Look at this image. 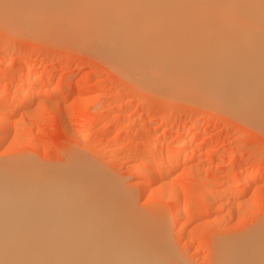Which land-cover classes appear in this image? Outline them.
Instances as JSON below:
<instances>
[{"label":"bare ground","instance_id":"obj_1","mask_svg":"<svg viewBox=\"0 0 264 264\" xmlns=\"http://www.w3.org/2000/svg\"><path fill=\"white\" fill-rule=\"evenodd\" d=\"M0 26L17 33H41L42 39L61 44L66 39L60 38L69 35L72 39L68 36L66 44L73 47L70 40L80 42L73 40L74 47H87L100 61L118 66L121 74L125 70L123 76L128 71L140 77L139 83L131 80L141 87L147 83L164 88L179 100L222 111L264 135V0H0ZM47 75L40 77L37 88L29 84L21 89L18 98L37 95L54 81L60 83L59 76ZM23 76L31 80L36 69ZM155 86L152 89L158 92ZM68 87L52 90L63 96L74 89ZM18 98L4 97L12 106L3 108L8 116L18 111L14 105ZM5 121L0 118L1 144L9 142ZM84 137L82 143H86ZM13 143L9 147L14 148ZM190 143L192 136L180 140L160 163L152 153V161L131 165L141 179L144 196L156 200L169 196L176 222L189 212L188 205L185 201L178 208L175 190H168L160 180L183 164L186 156H173ZM17 154V159L12 156L6 161L0 157V264H187L171 244L165 210H138L132 192H121L120 182L110 185L100 175L102 170L95 171L98 165L96 169L83 167L74 159L72 166L55 171L36 162L32 166L23 163L28 157L20 159ZM250 177L261 179L264 172H245L241 187L232 193L234 199L243 195ZM211 187L207 190L210 199L205 196L207 214L225 193L218 190L220 197L214 196ZM177 230L182 232L181 225ZM257 231L261 236L255 243L234 239L216 244L212 264H264V225Z\"/></svg>","mask_w":264,"mask_h":264},{"label":"rangeland","instance_id":"obj_2","mask_svg":"<svg viewBox=\"0 0 264 264\" xmlns=\"http://www.w3.org/2000/svg\"><path fill=\"white\" fill-rule=\"evenodd\" d=\"M0 28L2 31L0 32V96L5 94H3L5 99L3 96L0 97V118L6 120L10 132L9 144L2 143L6 145L3 146L0 143V157L2 156L4 161L11 160L10 157L19 153L17 155L20 159L23 156L30 158H26L27 161L22 160L23 163L29 162L30 165L37 163L42 165L39 167L43 169L45 166V169L48 167L55 171L72 166L74 159L79 163L82 162L83 167L96 169L95 166L98 165L95 171L99 169L97 173H100L102 170L100 175L105 176L104 180L107 179L110 185H117L116 183L120 182L118 186L119 189L121 187V192L124 191L127 195L132 192L130 195L136 198L133 200V205L138 210L145 212L154 209V211L165 210L166 218H169L167 225H169L168 235L171 237L169 238L171 244L180 254L179 256L186 259L187 264H212L216 244L220 245L234 239L235 242L245 239L249 243H255L259 239L261 233L257 230L264 225V177L261 179L250 177L243 195L239 198L234 199L232 193L241 187L245 172L257 170L264 172L262 133L222 111L197 106L190 101L187 103L188 100L185 99L179 100L164 88L159 90L157 86L152 85V88L154 86L157 88L158 92H156L145 81L143 82L146 83L144 85L146 87L143 84L141 87L134 83L136 80L138 83L141 82L140 77L136 79L134 75L130 76L128 71L126 73L130 79L126 77L127 74L123 76L125 70L122 67L119 66L124 70L119 68L123 72L121 74L115 68L118 66L112 65L114 63H105L104 59L100 61L102 58H96L98 55L94 53L93 56L89 49L87 52V47L83 48V45L81 46L83 51L78 48L80 42L73 39L77 44L80 43L75 47L76 43L73 40H70L71 44H74L73 47L70 43L66 44L69 35L60 38L66 39L65 43L61 44L52 38L42 39L39 37L41 33L38 35L23 31L17 33L9 28L1 26ZM52 35L49 34L47 37ZM69 38L72 39L69 36L68 40ZM109 65H112L114 70ZM31 69H36V76L31 80L26 79L23 75ZM50 73L59 76L60 83L54 81L44 90H40L41 92L38 91L37 95L23 100L18 98L21 89L29 87V84L37 88L41 82L40 77H45V74L48 76L47 74ZM131 78H135L134 82ZM32 81L37 86L33 85ZM59 85L64 90L68 86L74 89L71 93H67L70 94L69 96H66L67 94L59 96L56 90H52V88L60 89ZM164 91L166 93H163ZM8 96L18 98L16 99L18 104L14 103V105H18L19 108L12 116H8L5 112L12 107L4 101ZM94 119L95 123L92 122ZM191 136L192 143L182 152L174 154L175 158L173 156V159L186 156V160H183L186 164L181 163L168 178L160 180L167 183L168 190H175L178 208L185 201L188 205L187 209L190 213L186 211V214L189 213L190 216L186 217L185 214L176 222L172 218L173 209L168 200L169 196L159 197L160 200L144 196L141 179L134 174L131 165L149 159L152 161L151 157L154 153H156L154 159L160 163L162 161L160 158H165L167 152L180 140L189 139ZM83 137L86 143L80 141ZM11 143L14 148L9 147ZM39 167L37 166L38 169ZM210 186L211 189L213 188L214 196L220 197L222 194L223 198L220 197V200L217 197L220 202L219 208L216 205L210 210L212 212L207 214V199H210L207 190ZM106 188L108 189V186ZM218 190L220 193H225L219 194ZM205 196H208L206 200ZM212 198L214 199L213 196ZM180 225L183 228L181 234L177 230Z\"/></svg>","mask_w":264,"mask_h":264}]
</instances>
